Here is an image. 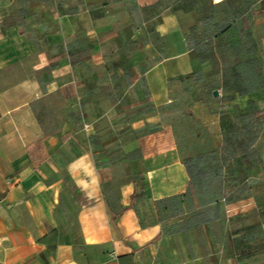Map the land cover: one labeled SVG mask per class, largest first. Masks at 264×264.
I'll return each instance as SVG.
<instances>
[{"label": "crops", "instance_id": "1", "mask_svg": "<svg viewBox=\"0 0 264 264\" xmlns=\"http://www.w3.org/2000/svg\"><path fill=\"white\" fill-rule=\"evenodd\" d=\"M243 60L264 0H0V264H264V151L187 202L188 162L264 100L199 77Z\"/></svg>", "mask_w": 264, "mask_h": 264}, {"label": "rangeland", "instance_id": "2", "mask_svg": "<svg viewBox=\"0 0 264 264\" xmlns=\"http://www.w3.org/2000/svg\"><path fill=\"white\" fill-rule=\"evenodd\" d=\"M200 26L206 29L203 23H200ZM167 40L170 44H173L176 42L177 37L175 34L170 33L167 36ZM156 44H160L159 38ZM203 47L204 45L199 43L198 48L204 51L206 47ZM242 63L241 66L229 68L228 72H226L227 68H221L220 73L212 75L209 78H200L199 74L200 77L195 75L192 78L187 77L175 80L172 85L180 90L179 86L182 85L193 86L194 84L190 80L199 77V80L201 79L202 82L200 85H204L206 88L203 89L204 92L207 91L208 98L215 102H217L216 100L220 98L225 90L232 87L238 89L239 92L264 88V67L257 66L255 61L243 60ZM180 81H184V83ZM214 90L218 91V95L213 98L210 92ZM189 101L191 100L184 99L185 103ZM222 118L227 138L222 153L188 162L192 185V191H190L187 199L189 204L192 202L207 206L209 202L213 201L214 197H221L222 186L219 172L222 171L219 167L220 164H230V161L235 158H243V161L249 163L251 160L255 161L259 152L264 151V100L254 102L247 112L237 114L234 111H229ZM237 170L241 172L243 167H237ZM202 210L201 212L200 209L199 213L201 215L199 217L201 218L205 217V212H207L204 211L205 209Z\"/></svg>", "mask_w": 264, "mask_h": 264}, {"label": "water", "instance_id": "3", "mask_svg": "<svg viewBox=\"0 0 264 264\" xmlns=\"http://www.w3.org/2000/svg\"><path fill=\"white\" fill-rule=\"evenodd\" d=\"M213 95H214V96H217V95H218V91H217V90H214V91H213Z\"/></svg>", "mask_w": 264, "mask_h": 264}, {"label": "trees", "instance_id": "4", "mask_svg": "<svg viewBox=\"0 0 264 264\" xmlns=\"http://www.w3.org/2000/svg\"><path fill=\"white\" fill-rule=\"evenodd\" d=\"M225 130V129H224Z\"/></svg>", "mask_w": 264, "mask_h": 264}]
</instances>
